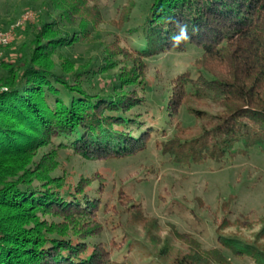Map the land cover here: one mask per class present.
I'll list each match as a JSON object with an SVG mask.
<instances>
[{
    "label": "trees",
    "instance_id": "obj_1",
    "mask_svg": "<svg viewBox=\"0 0 264 264\" xmlns=\"http://www.w3.org/2000/svg\"><path fill=\"white\" fill-rule=\"evenodd\" d=\"M26 1L42 11L18 28L16 56L0 59V264H133L130 227L155 218L134 209L106 218L103 180L76 176L61 157L123 158L155 133L176 163L220 161L236 143L264 153V0ZM108 7L131 46L115 35L116 50L75 51ZM190 47L199 50L194 74L159 69L168 58L150 63ZM188 99L196 124L173 125ZM223 210L213 246L173 226L146 264H264V214Z\"/></svg>",
    "mask_w": 264,
    "mask_h": 264
},
{
    "label": "rangeland",
    "instance_id": "obj_2",
    "mask_svg": "<svg viewBox=\"0 0 264 264\" xmlns=\"http://www.w3.org/2000/svg\"><path fill=\"white\" fill-rule=\"evenodd\" d=\"M8 3L0 4L2 30L12 28L26 13H31L32 16L24 24L33 23L42 11L41 6L28 5L26 0H9ZM113 14L114 10L108 7L102 23L97 26L98 31L91 33L92 41L82 42L75 47V51L83 52L81 54L89 57L105 47L116 50V47L111 46L116 43L115 35H119L117 42L125 45L128 50L130 42L125 43V38L111 23ZM20 27L13 28L9 43L0 45V59L16 56V41H21L22 30L18 31ZM197 57L199 50L190 47L186 52L172 51L160 55L150 63H158L162 58H168V66L159 69H169L171 72L177 67V70L194 74ZM152 72L153 69L150 73ZM149 78L152 79V75ZM183 105L180 108L181 116L176 117L172 124L178 122L182 127H194L196 122L189 114L184 113V108L197 103L188 99ZM157 116L159 118L160 114ZM173 125L166 127L167 135L163 134L171 136L175 132ZM163 140L160 133H155L143 149L119 159L82 161L71 157L67 161L63 159L64 155L61 157L65 168L76 176L96 173L103 180V197L106 203L102 209L107 210L103 213L106 218L116 216L115 210L133 209L141 210L145 221L155 218L157 224L153 226L152 223H147L146 227L137 223L130 227L129 236H132L135 246L128 256L133 264H146L147 259L157 252L161 242L170 237L169 232L173 226L193 234L205 247L213 246L215 236L212 222L218 224L228 211L222 212V205L232 210L229 219L240 216L254 219L264 214V153L257 147L242 153L238 152L241 144L236 143L232 154H226L220 161L205 159L201 162L176 163L171 156L162 153L160 145ZM131 218V214L126 213L122 220L132 224L134 221ZM125 230L128 231V228ZM169 240L178 250L185 248L182 242H174L171 238ZM233 260L240 264H249L237 258Z\"/></svg>",
    "mask_w": 264,
    "mask_h": 264
},
{
    "label": "built area",
    "instance_id": "obj_3",
    "mask_svg": "<svg viewBox=\"0 0 264 264\" xmlns=\"http://www.w3.org/2000/svg\"><path fill=\"white\" fill-rule=\"evenodd\" d=\"M32 16L31 13H26L21 20H18L17 23L8 30H2L0 29V45H4L10 42L11 36H13V28L14 27H20L24 25V22L29 19Z\"/></svg>",
    "mask_w": 264,
    "mask_h": 264
},
{
    "label": "clouds",
    "instance_id": "obj_4",
    "mask_svg": "<svg viewBox=\"0 0 264 264\" xmlns=\"http://www.w3.org/2000/svg\"><path fill=\"white\" fill-rule=\"evenodd\" d=\"M181 33L185 34V28L184 27H181Z\"/></svg>",
    "mask_w": 264,
    "mask_h": 264
}]
</instances>
